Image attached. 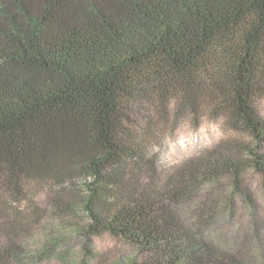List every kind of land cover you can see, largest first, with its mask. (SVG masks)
<instances>
[{"label":"trees","instance_id":"1","mask_svg":"<svg viewBox=\"0 0 264 264\" xmlns=\"http://www.w3.org/2000/svg\"><path fill=\"white\" fill-rule=\"evenodd\" d=\"M263 97L264 0H0V264H105V234L140 254L111 264H264ZM207 116L248 163L223 142L159 178L141 138Z\"/></svg>","mask_w":264,"mask_h":264},{"label":"rangeland","instance_id":"2","mask_svg":"<svg viewBox=\"0 0 264 264\" xmlns=\"http://www.w3.org/2000/svg\"><path fill=\"white\" fill-rule=\"evenodd\" d=\"M257 112L259 116L264 119V97L257 101ZM141 140L142 147L144 148L143 156L146 160H151L153 163L155 162L156 168L158 166L159 178L166 177L175 166H179L184 161L201 153L212 150L223 142H229L235 146V149H239L238 156L245 160L246 163H248L250 158L246 148L250 147V149H253L255 146L252 138L245 134L242 128L234 127L227 122L224 117L213 118L210 116L203 119L198 126H194V124H191L186 118L179 119L170 126H155L150 133L147 134L146 137H142ZM141 164L140 161V165ZM76 182L79 189H82L84 181L78 179ZM244 183L251 192V196H253L256 201L257 215L261 220H264V174L257 173L251 167H247L244 173ZM218 193H220L219 197L224 199L228 196L230 191H219ZM39 197H43V194L41 193ZM63 199L65 201L68 200L67 197ZM23 206L24 204H21L20 207ZM237 207L239 209L238 221L242 226H245V215L241 212L239 205ZM46 219L47 217L44 218V223ZM72 219L76 223L83 224L85 217L79 214L76 217L73 216ZM48 220L50 224L55 227L53 231L51 230V233H59L57 230L61 231L62 229L58 227L60 225V220H58L55 215L52 216V218H48ZM60 233L62 235L64 234L63 232ZM65 238L70 242L71 253L80 250L81 243L78 238H72L68 233ZM90 247L103 259L105 264H111L118 259H123L125 261V258L128 257L135 259L140 257L139 252L134 248L127 245L122 240L113 238L107 234L91 239Z\"/></svg>","mask_w":264,"mask_h":264}]
</instances>
